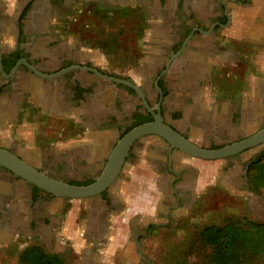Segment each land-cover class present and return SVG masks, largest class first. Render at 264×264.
I'll return each instance as SVG.
<instances>
[{
  "label": "flooded vegetation",
  "instance_id": "flooded-vegetation-1",
  "mask_svg": "<svg viewBox=\"0 0 264 264\" xmlns=\"http://www.w3.org/2000/svg\"><path fill=\"white\" fill-rule=\"evenodd\" d=\"M152 1L153 9L156 8L158 12L154 15L157 23L147 24L146 29L149 30V42L153 46L150 53L155 59L146 67V80L142 85L96 66L87 59L86 48L81 44L75 47L62 46L38 39V32H33V50L28 49L31 45L29 40L24 41L28 43L27 48L20 41L14 51L4 56L3 69L11 73L16 67L14 75L6 78L2 84L5 108L7 111L18 109V114L12 116L5 134L0 136V146L54 178L83 184L93 182L99 176L114 145L126 132L155 119L145 100L155 113L162 115L167 124L205 147L214 148L213 144L221 146L240 140L263 128L264 106L261 108L259 104L248 101L247 94L242 96L244 101L240 110L232 113L226 104L219 107L214 102L204 103L205 97L216 93L209 86L216 85V77L221 75V65L237 63L242 55L239 42L227 40L226 45L222 44L225 35L222 36L221 27L230 21L225 3L221 0ZM115 4L118 6L120 3ZM31 8L26 10V17ZM146 12L150 18L152 11L146 9ZM44 22V16L39 18L41 26ZM23 24L27 25L26 22ZM231 51L236 54L233 55ZM22 59H27L33 65V70L24 65ZM214 66L218 70L215 71ZM209 77L212 80L206 82ZM116 79L133 82L143 96L133 86ZM194 95L202 99L197 106L192 105ZM27 102L32 104L31 110L38 108L49 114L54 113L57 117H73L79 128L77 142L61 153L45 156L41 148L24 147L7 139L6 132L16 123L17 116L24 110L23 104ZM226 123L236 128V139H226L229 134ZM251 127H255L256 131L248 133ZM86 128L90 129L89 136ZM195 136L213 142H198ZM147 138L164 142L159 147L158 162L160 168L179 176L170 182L174 190L178 191L182 187L184 168L179 167L177 159L183 152L160 136ZM143 140L140 139L133 146L124 167L133 160L135 149L140 147ZM245 152H249L244 155L248 172L250 163L264 154V143L237 155ZM83 175L84 179L66 177ZM122 181L124 179L120 177L98 196L85 198L89 199L85 204L94 205L102 199L106 201L107 207H112L113 193ZM54 198L51 193L0 166V238L8 241L19 234L32 237L34 228L38 229L35 232L41 234L44 231L40 229L41 224L46 226L50 223V217L41 212L43 203ZM107 212V209L102 211V216Z\"/></svg>",
  "mask_w": 264,
  "mask_h": 264
},
{
  "label": "rangeland",
  "instance_id": "rangeland-1",
  "mask_svg": "<svg viewBox=\"0 0 264 264\" xmlns=\"http://www.w3.org/2000/svg\"><path fill=\"white\" fill-rule=\"evenodd\" d=\"M246 2V1H245ZM115 0H91L86 1L83 6L62 7L61 4L55 5V10L60 13V16L49 18L50 24L53 22V33H42L38 37L48 38L52 43H57L62 46H73L81 44L86 48L87 59H90L96 66L105 71L123 75L134 81L138 85L145 83L146 67L150 65V61L155 59L151 55L153 50L152 44L149 42V30L146 29L147 24L157 23V18L154 15L158 14L156 8L153 9L154 2L152 0H132L120 3L116 6ZM125 4V5H124ZM146 9L152 11L150 18L147 16ZM232 9L235 10L234 6ZM58 13V14H59ZM148 18V20H147ZM148 22V23H147ZM53 38V39H52ZM227 37L224 36V39ZM230 40V42H239L242 48L240 61L221 65L219 69L221 75L216 77L215 84L210 85V89L216 90L213 95L205 97L204 103L209 104L214 102L219 107L221 104L228 105L229 112L240 110L245 94L251 95L253 101L259 100L254 95L251 81L247 74L249 67H252L253 59L251 55L254 52H259L264 47V42L252 40ZM250 55V57H249ZM215 71L218 67L214 66ZM253 69V68H252ZM209 79L206 82H209ZM216 86V87H215ZM219 89V90H218ZM200 96L194 95L193 106L201 101ZM30 102L23 104L24 110L17 116L16 123L13 124L6 132L7 139L13 143L21 144L28 148L42 149L45 156H54L57 152L61 153L66 150L71 144H75L78 138V126L74 123L73 117H57L56 114H49L33 108L31 110ZM26 105H29L25 108ZM244 123V122H243ZM231 123H226L227 134L226 139L238 137L235 127ZM87 135L90 129L86 128ZM89 130V131H88ZM213 129L212 131H214ZM256 131L255 127L248 129V133ZM5 134V133H4ZM86 135V136H87ZM89 136V135H88ZM143 143L137 150L144 147ZM195 140L205 144H210L213 141L210 139L195 136ZM98 141V140H97ZM218 143L219 141L216 140ZM99 142V141H98ZM101 142V141H100ZM215 142V141H214ZM224 145V144H223ZM143 146V147H142ZM212 146H218L213 144ZM250 150L249 152H252ZM234 155L223 159L207 160L214 163L213 170L210 168V174L213 176L211 183H207L198 189L196 205L193 206L192 215L197 219L196 225H191L188 232L192 236L191 255L181 256L180 251L173 253L164 250V261L166 264H208L209 254L211 250L208 247L202 246L199 242H193L194 236L198 231L207 224L217 223L222 224L228 220H239L249 218L251 220L264 222V188L257 190L251 184L246 172V162L244 155ZM143 152L140 153V155ZM139 155V156H140ZM188 156V155H187ZM187 156H182L186 157ZM135 158V156H134ZM141 158V157H139ZM190 160H196L197 157L189 156ZM131 161V160H130ZM124 181L129 180L126 172H122ZM84 179L85 175L79 177ZM89 200V199H88ZM87 199H61L56 197L50 201H45L41 212L43 215L50 217V223L42 227H56L61 231L63 222L69 220V208L73 206L71 202H85ZM88 216V210L83 209L79 217V223ZM29 237L24 234L17 235L12 240L3 241L0 238V264H21V254L25 248L32 244H41L49 252H53L56 246L57 236L47 240V235L44 231L35 232ZM177 232V231H176ZM175 232V233H176ZM170 230L166 231V243H170L172 238ZM63 237V236H62ZM63 254L69 258V263L73 264L77 258V254L69 248V239H65ZM166 253V255H165ZM159 260L162 262L161 257ZM236 264H264V254L250 257L242 263Z\"/></svg>",
  "mask_w": 264,
  "mask_h": 264
},
{
  "label": "crops",
  "instance_id": "crops-1",
  "mask_svg": "<svg viewBox=\"0 0 264 264\" xmlns=\"http://www.w3.org/2000/svg\"><path fill=\"white\" fill-rule=\"evenodd\" d=\"M86 1L89 0H0L1 58L14 51L20 41L24 45V41L29 40V45L32 46L30 45L28 49L33 50V32L53 33V22L50 24L49 18L60 16L59 12L54 11L55 5L60 3L62 7L70 8L72 5L83 6ZM115 1L124 3L129 0ZM221 1L225 3L230 16L228 24L221 27L222 36L225 35L226 39L233 41L260 40L264 42V0ZM29 8L31 12L26 17L25 12ZM42 16L45 18L43 26L39 23V18ZM48 38L50 37L45 36L38 39L50 41ZM226 39H223V45H226ZM27 45L28 43L25 44L26 48ZM251 57L253 63L252 67L248 68L247 74H252L249 80L253 84L254 95L259 100L253 101L251 95L246 97L248 101L259 104L262 108L264 106V47L259 52H254ZM23 63L28 66L27 63ZM28 67L33 70L32 67ZM14 73H9L0 66V136L7 128V124L12 121V116L18 114V109L6 110L2 95L4 87L2 84ZM144 143L142 149H135V158L128 161L123 168L122 172L127 173L129 180L122 181V184L115 189L112 207H107L106 201L100 198L94 205L71 202L73 206L69 208V221L63 222L61 231L52 226L51 228L40 227L45 231L47 240L57 236L53 252H63L65 249L63 240L69 239V248L77 254L73 264H166L161 250H168L170 256H173L175 251H180L182 257L191 255L192 236L188 230L191 225H196L198 222L192 215L197 195L190 192L194 190V193H197L199 186L203 187L211 183L213 176L209 171L210 168L213 170L215 165L207 160L202 162L199 160L201 158L190 160L189 156L179 154L177 161L184 171L183 181L180 182L182 187L177 191L170 182L179 176L160 168L158 162L159 147H162L164 142L147 139ZM141 152L143 153L140 155ZM183 155L187 158H182ZM83 209L88 210V216L79 223L77 218ZM106 209L108 212L102 216V211ZM167 230L173 234L168 245ZM193 240L198 242V234ZM160 257L162 262L159 260ZM66 259L69 260L68 257Z\"/></svg>",
  "mask_w": 264,
  "mask_h": 264
},
{
  "label": "water",
  "instance_id": "water-1",
  "mask_svg": "<svg viewBox=\"0 0 264 264\" xmlns=\"http://www.w3.org/2000/svg\"><path fill=\"white\" fill-rule=\"evenodd\" d=\"M22 61L33 68V66L25 59H22ZM0 66L2 68L1 56ZM15 70L16 67L13 69L12 74L15 72ZM40 74L42 75V73ZM44 76L52 77L55 75ZM116 80L133 86L143 96L140 88L133 82L120 79ZM145 104L153 112L155 119L153 121L136 125L126 132V134H124L114 145L99 176L91 183L73 184L58 178H54L27 163L11 150L1 146L0 166L9 169L24 180L38 186L44 191L51 193L55 197L85 199L98 196L103 191L115 184V182L121 177V172L131 149L140 139L150 136H160L172 147L181 150L186 155L207 160L223 159L234 156L249 148L264 143L263 127L257 132L243 139L229 142L219 147H205L190 140L177 129L167 124L163 120L162 115L160 113H155L146 100Z\"/></svg>",
  "mask_w": 264,
  "mask_h": 264
},
{
  "label": "trees",
  "instance_id": "trees-1",
  "mask_svg": "<svg viewBox=\"0 0 264 264\" xmlns=\"http://www.w3.org/2000/svg\"><path fill=\"white\" fill-rule=\"evenodd\" d=\"M248 178L257 190L264 188V154L250 163ZM198 242L211 250L208 264L242 263L250 257L264 254V222L246 217L230 219L222 224H207L198 231ZM21 264L70 263L63 254L49 252L43 245L36 243L23 250Z\"/></svg>",
  "mask_w": 264,
  "mask_h": 264
}]
</instances>
